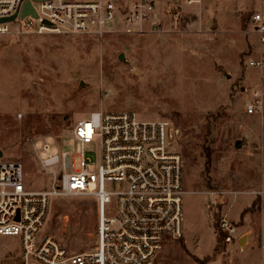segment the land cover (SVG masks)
Listing matches in <instances>:
<instances>
[{"label": "rangeland", "instance_id": "1", "mask_svg": "<svg viewBox=\"0 0 264 264\" xmlns=\"http://www.w3.org/2000/svg\"><path fill=\"white\" fill-rule=\"evenodd\" d=\"M130 1L138 0H120L118 8L127 12ZM156 6L141 27L103 37L39 34L32 18L10 23L0 34V160L24 166L28 190L51 189L40 172L41 147L80 154L79 120L98 111L170 120L181 132L185 233L156 264H264V69L249 66L264 57L250 25L256 0ZM253 99L260 109L249 114ZM86 151L99 161V143ZM223 218L237 228L233 244L219 230ZM97 225L94 201L68 199L53 205L43 235L81 253L97 249ZM21 254L20 238L0 235V264H20Z\"/></svg>", "mask_w": 264, "mask_h": 264}, {"label": "built area", "instance_id": "2", "mask_svg": "<svg viewBox=\"0 0 264 264\" xmlns=\"http://www.w3.org/2000/svg\"><path fill=\"white\" fill-rule=\"evenodd\" d=\"M28 2L38 18H26L39 23L32 30L39 34L103 37L123 25L130 33L157 9L156 0L130 1L125 13L118 8L120 0H0V20L15 15L18 20ZM10 23L0 24V34L10 32ZM250 25L264 46V0H256ZM27 27L32 29V22ZM249 66L264 69V57L251 59ZM259 104L253 99L247 113L258 112ZM73 135L80 154L52 155L50 144L41 147L40 172L52 179L51 189L28 190L24 166L0 160V235L20 238V264H156L163 247L185 233L180 129L170 120H142L134 112L98 111L79 120ZM94 143L100 149L97 163L86 156ZM81 198L96 204L98 245L71 253L43 231L55 203ZM63 220L66 227L69 218ZM219 230L225 243H234L233 223L223 218Z\"/></svg>", "mask_w": 264, "mask_h": 264}, {"label": "water", "instance_id": "3", "mask_svg": "<svg viewBox=\"0 0 264 264\" xmlns=\"http://www.w3.org/2000/svg\"><path fill=\"white\" fill-rule=\"evenodd\" d=\"M36 1H43V0H36ZM153 5H154V4H153ZM27 16H32L33 18H38V15H37L36 11L34 10V8H33L32 4H31V2H28V3L24 6L23 11H22V14H21V16H20V19H21V20H24ZM16 18H17V16L15 15V16H13V17H11V18H8V19H1V20H0V24H5V23L13 22V21L16 20ZM214 21H215V20H214ZM119 59L122 60V61H125V60H126V59H125V55H124V54H121L120 57H119ZM226 76L228 77V75H226ZM2 157H3V151L0 150V158H2ZM246 239H247L246 236H244L243 238H241V239L239 240L240 245H242V244L245 242Z\"/></svg>", "mask_w": 264, "mask_h": 264}, {"label": "trees", "instance_id": "4", "mask_svg": "<svg viewBox=\"0 0 264 264\" xmlns=\"http://www.w3.org/2000/svg\"><path fill=\"white\" fill-rule=\"evenodd\" d=\"M210 164H211V156H210V153L207 152V164H206V169L209 168ZM221 235H222V237H223V239H224V236H225V235H224L223 233H221ZM218 251H219V250H218ZM201 264H206V262L204 261V262H202Z\"/></svg>", "mask_w": 264, "mask_h": 264}]
</instances>
